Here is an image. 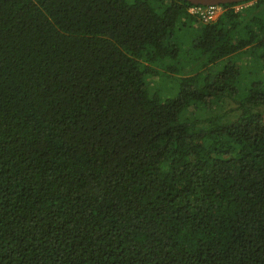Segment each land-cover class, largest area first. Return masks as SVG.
Here are the masks:
<instances>
[{"label":"trees","instance_id":"obj_1","mask_svg":"<svg viewBox=\"0 0 264 264\" xmlns=\"http://www.w3.org/2000/svg\"><path fill=\"white\" fill-rule=\"evenodd\" d=\"M192 6L0 0V264H264V0Z\"/></svg>","mask_w":264,"mask_h":264},{"label":"rangeland","instance_id":"obj_2","mask_svg":"<svg viewBox=\"0 0 264 264\" xmlns=\"http://www.w3.org/2000/svg\"><path fill=\"white\" fill-rule=\"evenodd\" d=\"M242 6H246V5H239V6H236V8H241ZM218 11L221 13L223 11V9H221L220 7L218 8ZM219 13V14H220ZM185 47H189L188 46H185ZM174 62H176L177 60H173ZM165 65H170V59H167L165 64L163 63V65H160L158 66L161 70H162V73H159L158 75H156V77L152 78L151 80H154L153 81V84L154 86H152V88L154 89H157V87H161V88H164V89H167L168 87H175V79L174 77L171 78L169 77V75L171 74H174L173 72H171ZM213 70H215V67H212ZM182 76L184 75L183 72L181 73ZM181 74H178V75H181ZM175 77H179V76H175ZM161 90V89H160ZM164 94H166L165 96H173L175 94H171L170 92H168L167 90L163 91ZM238 104L235 103V102H232L230 100H226L225 103L222 104L221 108L218 109L219 111H224V110H227V109H232L234 108L231 112L234 113V112H238ZM260 109L264 110V105H262L260 107Z\"/></svg>","mask_w":264,"mask_h":264},{"label":"built area","instance_id":"obj_3","mask_svg":"<svg viewBox=\"0 0 264 264\" xmlns=\"http://www.w3.org/2000/svg\"><path fill=\"white\" fill-rule=\"evenodd\" d=\"M219 5H194L190 7V12L196 14L203 21H209L214 19L220 12L218 11ZM238 9V7H237Z\"/></svg>","mask_w":264,"mask_h":264},{"label":"water","instance_id":"obj_4","mask_svg":"<svg viewBox=\"0 0 264 264\" xmlns=\"http://www.w3.org/2000/svg\"><path fill=\"white\" fill-rule=\"evenodd\" d=\"M193 5H203V6H210V5H222L227 3H240L246 2L250 0H185Z\"/></svg>","mask_w":264,"mask_h":264}]
</instances>
